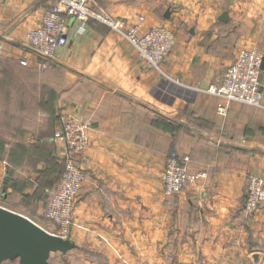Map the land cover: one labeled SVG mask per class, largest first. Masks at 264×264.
I'll use <instances>...</instances> for the list:
<instances>
[{"label":"crops","instance_id":"obj_1","mask_svg":"<svg viewBox=\"0 0 264 264\" xmlns=\"http://www.w3.org/2000/svg\"><path fill=\"white\" fill-rule=\"evenodd\" d=\"M89 1L127 28L143 16L139 33L174 14L165 18L166 8L159 9L170 5L167 0ZM175 1L264 5V0ZM51 4L0 0V206L31 220L43 217L45 192L62 164L52 140L58 114L73 113L92 123L75 218L82 223L85 208L96 206V246L109 243L115 249L109 263L127 262L121 247L136 243L144 260L157 264H254L255 254L256 264H264V215L261 210L247 215L243 208L250 177L264 179V110L198 90L220 79L238 52L232 19L258 21L260 11L245 18L227 12L230 23L220 29L194 25L178 32L160 70L140 61L108 27L89 20L83 34L69 28L55 65L40 71L26 34L40 25ZM208 16L190 18L211 21ZM23 57L27 65L20 64ZM260 84L264 103V71ZM170 153L187 157L188 170L206 176L168 197L160 174Z\"/></svg>","mask_w":264,"mask_h":264},{"label":"built area","instance_id":"obj_2","mask_svg":"<svg viewBox=\"0 0 264 264\" xmlns=\"http://www.w3.org/2000/svg\"><path fill=\"white\" fill-rule=\"evenodd\" d=\"M51 7L44 11L40 25L26 34L27 46L37 57L40 71L55 65V54L68 44V30L83 34L89 20L96 21L119 37L125 39L136 52L140 61L148 67L160 70L161 64L170 55L175 34L159 23L139 33L144 17H138L137 26L126 27L124 22L94 8L89 0H51ZM77 26V27H76ZM264 52L256 49L238 52L227 66L223 76L199 91L224 100L264 110L260 84L261 63ZM27 65L25 57L20 61ZM218 111L223 112L219 107ZM92 123L73 113L60 112L52 140L61 151L63 174L50 193L44 216L52 225L48 232L67 238L70 235L73 211L85 176V151L89 146ZM188 158H179L176 153L167 155L160 174L161 189L165 196L180 193L185 186L198 183L206 174L193 173L187 168ZM244 211L253 215L261 210L264 215V179L252 176L247 182ZM52 229V230H51Z\"/></svg>","mask_w":264,"mask_h":264},{"label":"rangeland","instance_id":"obj_3","mask_svg":"<svg viewBox=\"0 0 264 264\" xmlns=\"http://www.w3.org/2000/svg\"><path fill=\"white\" fill-rule=\"evenodd\" d=\"M165 3H170V5H165L164 7L161 6L159 9L166 8V11L168 10L174 14L173 16L171 15L172 19H169L168 21L159 19V23L165 25L175 35H177V33L180 31L185 34L187 29L194 25H201L207 29H220L222 22L218 21L216 17L224 11L234 14L235 17L245 18L246 16L244 14L249 13V11L251 13H253V11L256 13V10H258L260 11V15L255 16V18L259 19L258 21H242L243 19H232V25H230V29L236 30L237 32L239 31V33H236L235 35V40L238 43V52L248 49H256L260 52L264 51V5L259 7L241 5L190 6L189 4H184L182 2L179 4L175 0H167ZM195 13L210 15L208 17H212V20L196 21L192 17L190 18V15ZM249 17L252 18L251 15ZM184 18L186 20H183ZM226 23H230V20H228ZM90 187H95L96 189V183L90 184ZM49 193H51L50 190L45 192L46 196L43 199L44 204L50 197ZM80 199L81 198L78 194L75 207ZM90 202L96 203V199H93V201ZM45 205H47V203ZM75 207L73 211L72 227L70 235L67 237V239L72 240L76 244V248L68 251L65 254L51 253L48 264H157V262L154 260H149L148 262L144 260V255L141 254V249L143 247L136 243H133L131 246L129 244L126 247H121L126 250L128 259L127 262H123L124 259L121 258V260L116 259L114 262L109 263L108 258H113V256L116 255L114 254L115 249L113 246L111 247L109 243L106 246H96V206L94 207L92 203L91 205H88V207H90L89 209H87L88 207L85 208L83 222L79 224L76 222L75 218ZM33 220L44 229L49 230L51 227L44 217ZM138 233L140 232L138 231ZM117 252L118 254H122V251L120 250H117ZM155 252L156 251L154 248V255ZM166 264H172V262L168 261ZM196 264L208 263L197 262Z\"/></svg>","mask_w":264,"mask_h":264},{"label":"water","instance_id":"obj_4","mask_svg":"<svg viewBox=\"0 0 264 264\" xmlns=\"http://www.w3.org/2000/svg\"><path fill=\"white\" fill-rule=\"evenodd\" d=\"M169 11L164 13L167 18ZM218 21L226 23L228 13L222 12ZM264 71V55L261 63ZM76 244L67 238L52 234L28 217L0 206V264L16 261L17 264H48L51 253L65 254ZM258 255L253 256V263Z\"/></svg>","mask_w":264,"mask_h":264},{"label":"trees","instance_id":"obj_5","mask_svg":"<svg viewBox=\"0 0 264 264\" xmlns=\"http://www.w3.org/2000/svg\"><path fill=\"white\" fill-rule=\"evenodd\" d=\"M49 164H50V163H49ZM50 166L52 167L53 164L51 163ZM54 167H55V166H54ZM63 170H64V165H63V164H61V166H59L58 171H57V167L54 168V172H55V175L57 176V180H56L55 183L49 188L50 191H52V190L54 189V187L57 185V183L59 182V180H60V178H61V176H62V174H63ZM48 201H49V198L47 199V202H46V203H48ZM43 217H44V219L46 220L44 214H43ZM46 221H47V220H46ZM13 262H16V261H13ZM16 263H17V262H16Z\"/></svg>","mask_w":264,"mask_h":264}]
</instances>
